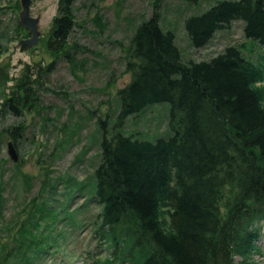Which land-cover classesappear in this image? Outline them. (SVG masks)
<instances>
[{
    "label": "trees",
    "instance_id": "1",
    "mask_svg": "<svg viewBox=\"0 0 264 264\" xmlns=\"http://www.w3.org/2000/svg\"><path fill=\"white\" fill-rule=\"evenodd\" d=\"M76 3L59 0L47 39L54 59L37 69L26 63L0 116L37 107L40 76L61 57L75 62ZM237 19L264 44V0H217L184 26L200 48ZM129 42L131 78L118 90L119 110L113 121L97 119L101 157L90 189L99 205L92 237L108 254L88 249L87 256L93 264H261L254 256L263 254L264 235V52L253 58L245 43H229L210 58H185L176 32L161 22L159 0ZM159 101L170 102L171 133L150 139L124 129L130 115ZM25 129L8 127L15 142ZM50 204L34 205L20 246L1 247L0 264L40 258L58 245L65 233L49 229L60 219ZM72 214L70 224L79 225ZM43 219L47 231H34Z\"/></svg>",
    "mask_w": 264,
    "mask_h": 264
},
{
    "label": "rangeland",
    "instance_id": "2",
    "mask_svg": "<svg viewBox=\"0 0 264 264\" xmlns=\"http://www.w3.org/2000/svg\"><path fill=\"white\" fill-rule=\"evenodd\" d=\"M154 1L77 0L79 24L70 38L72 43L77 42L71 48L75 62L61 57L52 71L40 76L37 107L25 109L22 114L8 111L0 116V248L5 246V250L16 252L23 223L43 198L58 210L60 219H43L42 226L33 230L46 232L45 223L50 220L54 225L49 229L65 233L58 237V245L50 247V252L20 264H93L87 256L88 249L96 257L108 254L92 237L99 210L90 190L101 157L102 135L97 119L109 115L113 121L116 117L120 105L118 90L131 78L126 68V48L134 28L152 12ZM216 1L159 0L161 22L176 32L184 57L210 58L229 43H245V53L258 58L264 52V44L245 35L241 19L218 30L204 47L192 46L185 17L204 11ZM58 2L32 0L31 14L40 17L41 34L34 45L28 46L19 43L31 35L29 27L20 20L21 0H0V106L11 94L26 63L37 69L54 59L47 39ZM169 109L168 101L151 103L130 115L124 129L150 139L167 135L172 132L168 126ZM18 123L26 124V129L15 142L8 127ZM10 140L19 152L17 161L8 152ZM80 186L85 188L80 191ZM71 212L79 225L70 224ZM263 240L264 235V246ZM254 257L264 264V254Z\"/></svg>",
    "mask_w": 264,
    "mask_h": 264
},
{
    "label": "water",
    "instance_id": "3",
    "mask_svg": "<svg viewBox=\"0 0 264 264\" xmlns=\"http://www.w3.org/2000/svg\"><path fill=\"white\" fill-rule=\"evenodd\" d=\"M31 3L32 0H21L20 20L29 27L31 35L20 39L19 43L28 46L34 45L41 34L39 28L40 17L31 14ZM8 152L13 160L17 161L19 159V152L12 140L8 142Z\"/></svg>",
    "mask_w": 264,
    "mask_h": 264
},
{
    "label": "clouds",
    "instance_id": "4",
    "mask_svg": "<svg viewBox=\"0 0 264 264\" xmlns=\"http://www.w3.org/2000/svg\"><path fill=\"white\" fill-rule=\"evenodd\" d=\"M25 59H26V60H28V57H27V56H25Z\"/></svg>",
    "mask_w": 264,
    "mask_h": 264
}]
</instances>
